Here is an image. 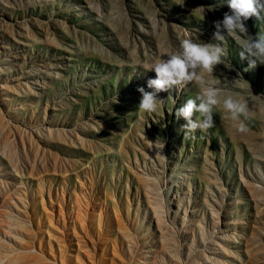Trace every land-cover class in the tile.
<instances>
[{
    "label": "rangeland",
    "instance_id": "obj_1",
    "mask_svg": "<svg viewBox=\"0 0 264 264\" xmlns=\"http://www.w3.org/2000/svg\"><path fill=\"white\" fill-rule=\"evenodd\" d=\"M225 13L227 0H0V264H264V64L239 56L264 22L212 41ZM185 39L227 56L140 111L147 68ZM208 86L215 126L185 133L175 111ZM229 95L248 106L244 133Z\"/></svg>",
    "mask_w": 264,
    "mask_h": 264
},
{
    "label": "clouds",
    "instance_id": "obj_2",
    "mask_svg": "<svg viewBox=\"0 0 264 264\" xmlns=\"http://www.w3.org/2000/svg\"><path fill=\"white\" fill-rule=\"evenodd\" d=\"M227 3L230 13H225L222 21L214 22L215 32L212 41H222L225 33H247L244 22L249 18L255 17L258 21L264 22V0H227ZM239 46L241 60L248 62L246 70L264 64V33L257 34L255 38L251 36L241 40ZM181 48L180 54L167 55L147 68L154 70L156 76L147 81V87L151 91H145L144 87L137 89L142 94L138 105L140 111L156 112L161 92H170L177 86L193 81H199L203 85L204 78L199 75V71L213 72L214 67L223 63L222 58L227 56L221 46L212 42L197 44L191 39H185L181 43ZM218 97L219 91L214 86L201 87L195 98H189L184 105L176 109V118L183 117L187 122L183 126L185 133L207 132L215 126L213 110L220 103ZM223 108L233 121L239 122L237 125L239 132L244 133L248 130L244 122L248 118V106L243 98L229 95L223 100ZM197 114L199 118H196ZM153 147L162 151L164 144L152 145Z\"/></svg>",
    "mask_w": 264,
    "mask_h": 264
}]
</instances>
